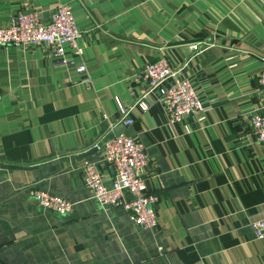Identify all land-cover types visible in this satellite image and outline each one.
I'll list each match as a JSON object with an SVG mask.
<instances>
[{
	"label": "crops",
	"instance_id": "crops-1",
	"mask_svg": "<svg viewBox=\"0 0 264 264\" xmlns=\"http://www.w3.org/2000/svg\"><path fill=\"white\" fill-rule=\"evenodd\" d=\"M58 4L80 31L74 66L54 64L44 45L0 46V264H264L251 228L264 221V149L249 123L264 105V0H0V27L30 12L47 24ZM160 59L192 81L204 112L168 123L154 94L123 126L119 109ZM118 134L146 150L154 231L83 184L96 164L111 186L114 169L91 150ZM29 189L69 201V214L42 210Z\"/></svg>",
	"mask_w": 264,
	"mask_h": 264
},
{
	"label": "built area",
	"instance_id": "built-area-1",
	"mask_svg": "<svg viewBox=\"0 0 264 264\" xmlns=\"http://www.w3.org/2000/svg\"><path fill=\"white\" fill-rule=\"evenodd\" d=\"M79 38L80 31L67 4H58L47 24H42L38 15L30 12L17 14L6 26L0 27V46L27 48L44 45L50 48L53 63L60 66H74L70 58L81 57ZM200 46V43L187 45L191 52L199 51ZM75 70L79 74L86 72L82 63ZM179 72L164 59L146 64L141 73L147 82L146 90L132 105L119 109V122L125 127L132 125V110L138 108L145 112L148 97L154 94L167 110L168 123L179 122L185 116L201 115L205 110L202 98L192 81L180 78ZM257 82L264 100V57L261 58ZM249 123L257 143L264 149V105L261 110L251 113ZM93 148L101 151L103 161L115 172V179L107 188L96 164H88L83 168V184L92 192L98 205L122 209L129 222L139 229H157L154 205L158 198L148 191L146 179L142 175L148 164L144 146L135 139L119 134L111 139L97 141ZM28 193L39 208L58 216H66L72 208L69 201L58 196L37 189H29ZM127 195H131L132 199H128ZM251 228L257 240L264 239V221L252 222Z\"/></svg>",
	"mask_w": 264,
	"mask_h": 264
},
{
	"label": "water",
	"instance_id": "water-1",
	"mask_svg": "<svg viewBox=\"0 0 264 264\" xmlns=\"http://www.w3.org/2000/svg\"><path fill=\"white\" fill-rule=\"evenodd\" d=\"M119 130H120V128H118L117 129V132H119ZM119 135V134H118ZM117 136V135H116ZM94 151H96V148H93L92 150H91V152H94Z\"/></svg>",
	"mask_w": 264,
	"mask_h": 264
}]
</instances>
